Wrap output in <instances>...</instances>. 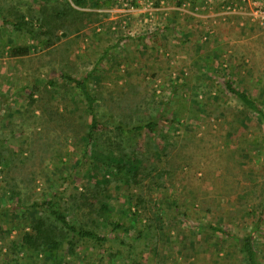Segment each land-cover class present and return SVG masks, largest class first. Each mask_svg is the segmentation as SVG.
Returning a JSON list of instances; mask_svg holds the SVG:
<instances>
[{"label":"rangeland","instance_id":"rangeland-1","mask_svg":"<svg viewBox=\"0 0 264 264\" xmlns=\"http://www.w3.org/2000/svg\"><path fill=\"white\" fill-rule=\"evenodd\" d=\"M3 1L25 9L44 0ZM70 1L98 14L62 38L57 49L66 55H50L11 26L0 32V264H50L48 252L12 247L31 222L18 201L29 206L57 194L79 223L72 200L88 192L90 177L106 186L97 202L108 209L96 229L108 240L101 247L78 239L61 252L62 264H241L240 248L207 226L244 234L261 210L264 121L224 83L232 81L264 108V0ZM26 44L28 55L12 54ZM60 58L75 76L91 72L101 119L112 110L134 114L133 123L137 116L157 119V132L141 135L137 162L152 176L140 185L122 184L113 166L85 163L79 124L87 127L90 115L78 89L58 76ZM52 79L60 85L52 87ZM33 89L65 118L47 123L30 106ZM132 193L142 194L144 204L130 200ZM110 221L126 226L113 230ZM255 244L264 264V220Z\"/></svg>","mask_w":264,"mask_h":264},{"label":"trees","instance_id":"trees-1","mask_svg":"<svg viewBox=\"0 0 264 264\" xmlns=\"http://www.w3.org/2000/svg\"><path fill=\"white\" fill-rule=\"evenodd\" d=\"M73 1L76 3L82 0ZM101 1L95 0L96 5L101 6ZM97 14L94 11L76 8L70 0H44L40 6L29 5L25 9H22L18 4L3 1L0 3V32L11 26L17 32L29 34L39 45L44 46L50 55H66L67 53H63L65 49L61 51L57 49L62 38L67 37L75 28H85L87 21L94 20ZM65 44L70 45V39L66 40ZM30 49L31 46L26 44L21 47H13L11 51L13 55L22 57L28 55ZM68 49L69 47L66 46V51ZM63 59L60 58L58 61L57 74L67 85L78 89L87 104L90 115L87 127L82 123L79 124L86 144L85 163L89 160L88 163L95 170H105L113 166V177L122 184L128 188L134 184L140 185L142 180L152 176L151 172L142 167V162H137L138 150L144 139L141 135L144 131L156 133L157 119L151 117L147 121H142L137 116L136 123H133L134 114L125 113L123 110L122 112L112 110L109 118L101 119L96 106L101 98L90 88L91 72L85 73L82 77L75 76ZM224 84L226 89L238 98L248 111L259 114L264 121V108L250 94L230 80L225 81ZM50 85L56 87L60 84L56 79H52ZM36 93H39L38 89H33L30 93V106L39 108L47 123L51 125V123H57L65 118L63 112L50 104L51 99H48L47 94L40 95L39 93L38 98H35L34 94ZM48 93L51 94L50 91ZM118 107L121 108L122 105L120 104ZM69 123L71 124V122ZM134 138L136 141L131 143V140H135ZM162 149L164 148L162 147ZM110 152H115L119 161L114 160ZM133 163H137V166L134 167ZM162 174V170L156 173V175ZM90 180L93 184L89 187L88 192H82L72 200V208L80 220L79 223L70 218L67 210L61 207V201L57 194L51 198L35 200L29 206L18 201V204L24 207V215L29 214L31 222L20 239L12 243V247L21 251H33L36 254L48 252L52 259L50 264H62L65 256L61 255V252L65 251L66 246L75 247L78 239H91L102 247L108 237L97 231V217L104 215L102 213L107 212L108 206L106 203L99 206L97 201L103 196L102 192L106 186L92 177ZM129 199L135 200V204L139 206L146 201V198L140 193H132ZM138 218H140V214L137 213L129 226H133L132 224ZM263 220L264 197L258 220L251 231L238 234L220 225L210 223L206 226L212 232L229 238L240 248L242 252L241 264H263L255 244V232L260 228ZM110 223L113 230L126 226L123 221H110ZM143 233V230L139 231V235H143ZM137 264L142 263L137 261Z\"/></svg>","mask_w":264,"mask_h":264}]
</instances>
